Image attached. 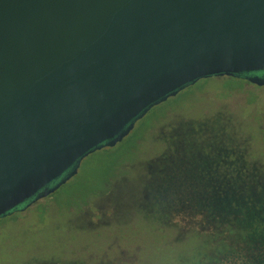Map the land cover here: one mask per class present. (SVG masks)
Returning <instances> with one entry per match:
<instances>
[{
	"label": "water",
	"instance_id": "95a60500",
	"mask_svg": "<svg viewBox=\"0 0 264 264\" xmlns=\"http://www.w3.org/2000/svg\"><path fill=\"white\" fill-rule=\"evenodd\" d=\"M257 74L264 0H0V219L183 90Z\"/></svg>",
	"mask_w": 264,
	"mask_h": 264
},
{
	"label": "rangeland",
	"instance_id": "374dc122",
	"mask_svg": "<svg viewBox=\"0 0 264 264\" xmlns=\"http://www.w3.org/2000/svg\"><path fill=\"white\" fill-rule=\"evenodd\" d=\"M188 136L190 147L184 146ZM201 144L215 157L229 156L244 165L242 176L233 179V189L264 184V88L230 78L202 80L154 107L121 143L85 158L57 192L0 228V264L208 260L210 245L216 243L209 244L193 223L172 214L159 222L148 195L170 181L194 190L193 200L210 198L218 205L227 182L214 166H206L214 167V173L201 167ZM168 146V166L154 177L153 162ZM195 187H205L210 194L201 198ZM160 200L157 195L156 202Z\"/></svg>",
	"mask_w": 264,
	"mask_h": 264
},
{
	"label": "trees",
	"instance_id": "16d2710c",
	"mask_svg": "<svg viewBox=\"0 0 264 264\" xmlns=\"http://www.w3.org/2000/svg\"><path fill=\"white\" fill-rule=\"evenodd\" d=\"M190 138L192 137H187L184 146L190 147L188 145ZM173 143L172 147L177 148L179 144L173 145ZM170 146L160 160L153 162L155 166L152 175L154 177L167 168V158L172 153ZM178 149L180 152L179 146ZM197 152L201 156V167L204 166L208 173H214L215 168L220 170L227 182L223 188L225 194L217 201L220 203L211 204L210 198L195 201L192 199L195 195L194 190L188 191L187 186L168 181L161 189L156 188L148 193L153 200L151 212L159 222L167 219L169 214L191 222L195 227L194 231L201 232L200 235H203L209 244L216 243L215 246L210 245L212 251L209 253L208 260H202L199 264H264V184L257 187L241 185L235 190L232 188L235 185L233 179L236 176L241 177L245 172V169L241 171V163L226 158L228 156L215 157L214 154L204 150L203 144ZM158 162L159 164L156 165ZM210 164L215 168L206 167ZM235 167L240 169L241 175L236 174ZM230 182L232 185H227ZM195 188L201 198H206L210 194L209 190L206 192L205 187L202 191ZM157 195H160L159 203L156 202ZM154 204H158L159 211ZM16 217L18 215L9 221H4V226L11 224Z\"/></svg>",
	"mask_w": 264,
	"mask_h": 264
},
{
	"label": "flooded vegetation",
	"instance_id": "af4514ba",
	"mask_svg": "<svg viewBox=\"0 0 264 264\" xmlns=\"http://www.w3.org/2000/svg\"><path fill=\"white\" fill-rule=\"evenodd\" d=\"M250 78V77H249ZM252 78H264V74H257V75H255L254 77L252 76ZM230 79H234V80H237V81H241V82H244V83H248V84H250V85H253V86H255V87H258V86H256V85H254V84H252V83H250L249 81H248V79H246L245 77H242V78H230ZM258 88H264V87H258ZM201 130H205V129H201ZM201 130H199V132L197 131V130H193L192 132L194 133V134H198V133H200V131ZM176 136V135H175ZM164 156V155H163ZM226 158H230L229 156L228 157H226ZM242 161V160H241ZM238 163H241V162H238ZM213 164V163H212ZM211 165V164H210ZM209 166V165H208ZM211 166H213V165H211ZM244 165L241 163V169H243L244 170V167H243ZM210 167V166H209ZM213 168V167H212ZM211 168V169H212ZM230 168H232V167H230ZM236 168V167H235ZM239 168H236L235 170H238ZM240 170V169H239ZM232 172L231 173H233L234 174V172H233V170H231ZM231 173H229V174H231ZM228 174V175H229ZM239 174V173H238ZM237 174V175H238ZM227 175V176H228ZM34 206V205H33ZM30 209V208H29ZM28 209V210H29ZM28 210H26V211H28ZM23 212V213H18V214H14L13 216H11V217H7V218H3V219H0V221H6V220H10V219H12V217H14V216H16V215H24V214H26L27 212ZM17 219H18V217L17 218H15V221H13V222H17ZM12 224V223H11ZM9 225V224H8ZM6 226V225H5ZM4 226V224L3 223H1L0 224V228H2V227H5ZM7 227V226H6Z\"/></svg>",
	"mask_w": 264,
	"mask_h": 264
}]
</instances>
